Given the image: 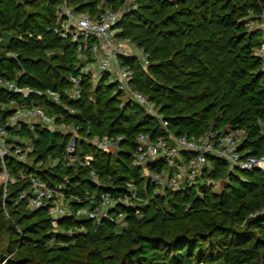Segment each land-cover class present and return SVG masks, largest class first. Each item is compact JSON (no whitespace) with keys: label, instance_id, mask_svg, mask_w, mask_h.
<instances>
[{"label":"trees","instance_id":"obj_1","mask_svg":"<svg viewBox=\"0 0 264 264\" xmlns=\"http://www.w3.org/2000/svg\"><path fill=\"white\" fill-rule=\"evenodd\" d=\"M127 1L68 4L77 13L97 15L100 4L116 12ZM61 3L0 0V81L31 90L27 96L14 93L0 82V126L34 147L31 163L8 157L7 169L15 177L21 171L33 175L49 187L63 184L69 196L86 198L104 191L121 196L128 183H134L143 197L153 196L154 184L142 168L133 166L136 137L148 133L157 139L167 134L157 118L137 103L124 101L114 85L80 75L84 63L79 48L54 31ZM122 13L116 24L119 36L142 48L149 66L134 57H122V62L133 71L132 87L156 104L169 131L200 136L209 130L240 129L246 135L242 151L264 155V74L255 54L263 35L250 27L251 22L263 21L264 0H133ZM72 76H81L79 98L72 96ZM24 104L41 107L58 124L80 129L75 155L93 156L91 169L99 183L90 177V168L63 162L71 134L41 123L33 129L23 122L9 125L15 108ZM103 136L117 140V155L101 152L88 141ZM49 160L58 164L52 170H37ZM213 165V178L229 177L219 192L210 187L167 190L148 205L121 206L125 218L120 223L62 219L59 227L72 232L71 237L53 229L47 209L31 211L20 200L29 180L9 184L6 195L0 185V231L7 234V242L21 244V249L29 243L38 248L51 240L56 243L41 250L40 260L25 252L6 264H75L78 254L84 257L83 264H264V173L232 174L220 159ZM163 167L153 164L149 169L161 172ZM6 202L11 220L3 214ZM80 206L73 204L74 209ZM7 255L0 248V264Z\"/></svg>","mask_w":264,"mask_h":264},{"label":"built area","instance_id":"obj_2","mask_svg":"<svg viewBox=\"0 0 264 264\" xmlns=\"http://www.w3.org/2000/svg\"><path fill=\"white\" fill-rule=\"evenodd\" d=\"M97 15L90 13H77L76 8L62 0L57 9L58 23L54 31L64 40L70 39L79 48L81 60L84 65L80 75H92L94 82L106 81L114 85L127 99L141 106L149 116L157 118L166 136L153 139L148 133H140L136 137L137 148L133 155V166L143 169L144 176L154 184L153 196L165 194L167 190L186 192L189 188L210 187L219 192L229 177L219 180L212 177L214 170L213 160H222L232 174L260 171L264 173V155H246L241 146L245 140V132L234 130H209L200 136H177L169 131L160 110L149 98L132 87L133 71L122 62V57L136 58L147 68L148 55L139 46L128 39L119 36L120 29L116 28L121 19L122 9L114 11L100 4ZM261 23L251 22V29L260 30L263 43L255 50V54L262 61L261 72L264 74V15ZM254 23L259 25L255 27ZM3 38L0 39V42ZM91 42V43H90ZM11 56H15L11 54ZM93 63V66H90ZM81 76H72L74 85L72 96L79 98L81 92ZM14 93L31 94L28 88H21L14 82L0 81ZM58 100V98H56ZM14 115L10 118L9 125L18 126L21 122L29 125L31 129L41 123L50 130H59L71 134V142L67 154L63 159L66 166L80 165L90 168V177L97 183L100 178L94 169H91L93 156L84 157L75 155L77 143L80 138L78 127L69 124H58L55 116L46 113L41 107L35 105H19L15 108ZM99 151L117 155L120 146L114 138L108 136L92 137L88 139ZM34 148L28 147L25 140L17 134H11L5 126H0V181L4 183L5 195L9 184L15 185L21 180H29L28 190L22 191L20 200L26 203L27 209L34 211L41 208L48 210L52 227H59L62 219L72 218L93 220L97 223L108 219L120 223L125 218V213L119 208H137L140 205L151 203L153 196L143 197L134 183H128L127 193L115 196L107 191L100 195H89L86 198L69 196L63 184L49 187L43 180L33 175L22 172L12 176L7 169L5 160L14 158L19 163H30V155ZM161 164L162 171H150L151 165ZM81 204L77 209L73 204ZM85 203H87L85 205ZM140 212V211H139ZM264 213V211H263ZM84 230H79L83 232ZM71 237L72 232H63ZM63 245V244H61Z\"/></svg>","mask_w":264,"mask_h":264},{"label":"rangeland","instance_id":"obj_3","mask_svg":"<svg viewBox=\"0 0 264 264\" xmlns=\"http://www.w3.org/2000/svg\"><path fill=\"white\" fill-rule=\"evenodd\" d=\"M133 3V0H128L124 6V8H122V11L124 10H127L128 8L131 7ZM29 10V9H27ZM255 27H258L259 25H257V23H254ZM257 39L258 40H261L262 37L261 36H257ZM84 61H87V59ZM83 61V63H84ZM90 66H93V63H90ZM124 101H127L128 99L127 98H123ZM26 144L28 147H31V148H34L32 147V143L30 140H25ZM32 162V159L30 161V163ZM58 163L56 161H52V160H49L47 161L45 164H39L37 165V170L38 169H41L43 171H47V170H52L54 168V166H56ZM19 183V182H18ZM16 183V184H18ZM0 185H3L4 186V183L3 181H0ZM5 197V196H4ZM6 198V197H5ZM3 214L5 216V220H11L12 219V215L9 211V207L7 206V202L4 203L3 205ZM0 224H1V220H0ZM124 228V225H121V229ZM15 229L18 231L19 234L22 233V230L19 228V227H15ZM55 229L57 232H65V230L63 228H60V227H56V228H53ZM85 233V232H84ZM7 234L5 233V231L3 230V228H1V231H0V248H1V252H3L4 254L7 255V252H11V251H14V253L10 254V255H7V257L5 258V264L7 262V260L11 259V258H15V257H23V256H26L25 252H28L33 258H35L36 260H40V258L42 257V249H50L52 248L54 245H56L55 243V240H51L49 242H47L45 244V246H42L40 248H38V246H36L35 244L33 243H29L25 249H21V244L18 245L16 243L12 244V243H8L7 242V239H6V236ZM17 237L16 236H13V239L15 240ZM11 239V238H10ZM74 243V242H73ZM19 248V249H18ZM79 253V252H77ZM82 254H78L76 255V258L74 259L75 261V264H83L85 261H84V257L81 256Z\"/></svg>","mask_w":264,"mask_h":264}]
</instances>
